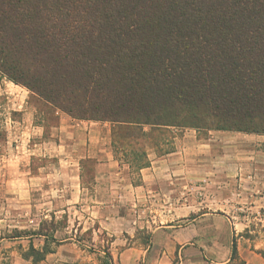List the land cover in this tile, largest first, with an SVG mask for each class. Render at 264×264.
Wrapping results in <instances>:
<instances>
[{
    "label": "crops",
    "instance_id": "1",
    "mask_svg": "<svg viewBox=\"0 0 264 264\" xmlns=\"http://www.w3.org/2000/svg\"><path fill=\"white\" fill-rule=\"evenodd\" d=\"M28 98L0 74V102L19 117L0 152V181L12 183L0 184V264H264V135L172 128L137 171L117 155L110 123L59 110L55 124L37 122ZM34 159L46 164L34 171ZM33 206L39 215L15 219Z\"/></svg>",
    "mask_w": 264,
    "mask_h": 264
},
{
    "label": "trees",
    "instance_id": "2",
    "mask_svg": "<svg viewBox=\"0 0 264 264\" xmlns=\"http://www.w3.org/2000/svg\"><path fill=\"white\" fill-rule=\"evenodd\" d=\"M0 74L138 171L172 128L264 135V0H0Z\"/></svg>",
    "mask_w": 264,
    "mask_h": 264
},
{
    "label": "rangeland",
    "instance_id": "3",
    "mask_svg": "<svg viewBox=\"0 0 264 264\" xmlns=\"http://www.w3.org/2000/svg\"><path fill=\"white\" fill-rule=\"evenodd\" d=\"M28 103L30 106H33L37 109V122H40L42 119L45 121L46 124H55L56 122V116H55V110L53 108L50 107H45L42 106L40 103H38L37 98L34 97V95L32 93L29 92V98H28ZM10 110H7V108L5 107L3 102H0V152H3L4 154H9L10 150H11V141L12 138L15 137L16 135V131L14 129L11 128L10 126V120L14 119V120H18L19 117L15 118L12 114L11 111L9 113ZM174 131H178V130H174ZM202 133H206L207 131L204 129H201ZM232 133H237V135H241L244 136L245 134L248 133H242V132H235V131H230ZM178 133V132H175ZM240 133V134H238ZM167 136V135H166ZM168 137V136H167ZM240 144H243V142H241V140H239ZM264 144V143H262ZM253 143L251 144L250 149L247 148V146H239L240 149L236 150L237 152H244V153H248L252 148ZM257 146V145H255ZM264 146V145H262ZM167 147L164 146V148H162L163 150L166 149ZM263 148V147H262ZM264 150V149H263ZM116 153L119 157H121L123 160H125L122 155L121 152L116 150ZM46 161L45 160H40V159H34L31 163V167L33 168L34 171H36V168L41 166V165H45ZM54 183V179L53 178H41V177H36V178H32V179H28L27 177L25 178H21V185H31V186H50ZM0 184L2 185H11V180L8 179L7 177L4 178L3 182L0 181ZM35 197L40 198V194L38 195L37 192H34ZM43 197H46V195H43ZM22 205V204H21ZM6 212V211H5ZM11 212V211H10ZM10 212L7 213L8 215H10ZM231 213H234L237 217L238 216H245L249 219L252 218V216L254 215L255 212L253 211H246V210H237V211H230ZM29 213V214H28ZM6 214V213H5ZM21 216L16 217L15 219H19L22 220L24 218L27 217V215H31V216H36L40 214V211L38 208L34 207L30 208L28 210H21ZM26 217H24V216ZM9 218H11V216H9ZM9 227L7 226H3L4 229V233H6V230Z\"/></svg>",
    "mask_w": 264,
    "mask_h": 264
}]
</instances>
